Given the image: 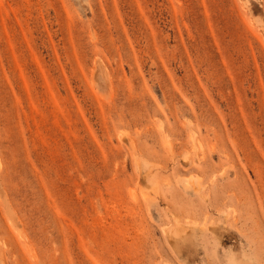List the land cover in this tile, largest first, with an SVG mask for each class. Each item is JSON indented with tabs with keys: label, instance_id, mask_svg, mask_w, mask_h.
Wrapping results in <instances>:
<instances>
[{
	"label": "rangeland",
	"instance_id": "obj_1",
	"mask_svg": "<svg viewBox=\"0 0 264 264\" xmlns=\"http://www.w3.org/2000/svg\"><path fill=\"white\" fill-rule=\"evenodd\" d=\"M0 264H264V0H0Z\"/></svg>",
	"mask_w": 264,
	"mask_h": 264
},
{
	"label": "bare ground",
	"instance_id": "obj_2",
	"mask_svg": "<svg viewBox=\"0 0 264 264\" xmlns=\"http://www.w3.org/2000/svg\"><path fill=\"white\" fill-rule=\"evenodd\" d=\"M187 183H189V184H190V182H187Z\"/></svg>",
	"mask_w": 264,
	"mask_h": 264
}]
</instances>
